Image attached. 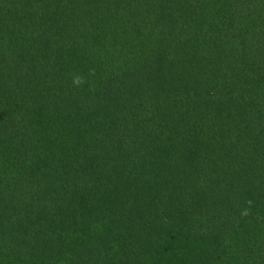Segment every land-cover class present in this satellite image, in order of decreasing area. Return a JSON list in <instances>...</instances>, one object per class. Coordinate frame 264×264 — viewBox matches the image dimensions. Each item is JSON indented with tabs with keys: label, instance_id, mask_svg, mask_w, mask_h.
<instances>
[{
	"label": "trees",
	"instance_id": "1",
	"mask_svg": "<svg viewBox=\"0 0 264 264\" xmlns=\"http://www.w3.org/2000/svg\"><path fill=\"white\" fill-rule=\"evenodd\" d=\"M0 264H264V0H0Z\"/></svg>",
	"mask_w": 264,
	"mask_h": 264
}]
</instances>
